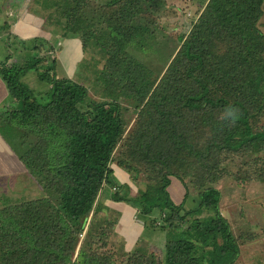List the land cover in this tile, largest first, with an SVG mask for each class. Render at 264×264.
I'll return each instance as SVG.
<instances>
[{
    "label": "trees",
    "instance_id": "16d2710c",
    "mask_svg": "<svg viewBox=\"0 0 264 264\" xmlns=\"http://www.w3.org/2000/svg\"><path fill=\"white\" fill-rule=\"evenodd\" d=\"M60 1L66 18L62 33L79 37L85 46L92 28L84 20L90 1ZM149 1L103 3L118 8L121 24L107 28L116 43L111 50L101 48L108 63L98 80L107 85L116 79L115 90L122 91L118 95L143 107L141 115L147 121L137 132L133 157L158 175V183L140 198L120 196L116 190L112 199L139 204L145 216L159 211L165 223L161 229L167 230L162 260L135 253L124 264H236L240 247L221 213L220 191L204 183L199 207L187 210L184 175L191 172L183 175L178 169L189 158L192 166L210 155L216 159L244 150L264 153V130L256 131L252 124L256 117L252 110L264 107V33L259 26L264 0H210L189 36L180 39L182 45L160 82L126 47L141 46L134 39L143 38L141 16ZM126 27L139 32L128 34ZM6 62L0 63V77L20 106L4 110L0 124L36 136V143L24 153L12 146L46 196L19 205L2 201L0 264H116L103 252L109 232L99 229L110 223L97 218V203L103 186L112 183L110 163L125 133L120 104L84 106L87 89L57 77L52 78L50 91L38 98L22 81L37 67ZM230 108L236 110L235 119ZM174 178L187 188L179 205L169 192ZM205 211L207 217L189 221ZM176 223L188 226L187 238L180 236ZM197 246L208 250V256L223 247L220 259L201 262Z\"/></svg>",
    "mask_w": 264,
    "mask_h": 264
},
{
    "label": "rangeland",
    "instance_id": "374dc122",
    "mask_svg": "<svg viewBox=\"0 0 264 264\" xmlns=\"http://www.w3.org/2000/svg\"><path fill=\"white\" fill-rule=\"evenodd\" d=\"M89 1L90 4L85 8L84 20L85 26L92 28L89 30L90 39L84 46L79 37L62 33L66 18L62 15L64 6L60 0H0L1 10L7 8L17 15L23 12L28 19L42 21H39L41 32L31 33L33 37L23 41L25 45L33 46L34 49H26L25 46L23 48L17 42L11 46V52L15 56L13 65L37 67V70L30 71V76L22 79L34 96L41 97L49 92L53 77L68 78L87 89L88 96L82 102L84 106L110 101H117L120 104L125 133L110 163V168L114 171L112 183L103 186L97 203V207L100 208L97 218L110 223V226L101 224L102 228L99 229L109 232L107 247L103 252H106L116 264H124L130 255L135 253L162 260L167 234V230L161 229L165 226L162 214L155 210L151 215L145 216L139 204L112 199L116 190L119 191L120 196L127 195L130 199L140 198L141 194L158 183V175L156 169L145 163L135 162L133 157L137 132L147 121L141 115L143 107H138L132 99L118 95L122 91L115 90V85L119 86L116 79L113 82L107 81V85L98 80L99 73L108 63L106 52L101 48L111 50L116 43L107 28L109 25L114 27L121 24L118 8L105 7L103 3L107 0ZM209 1L150 0L144 7L145 13L141 16L143 19L141 24L144 26L141 30L143 38L134 39L141 41V46L136 43L127 45V52L151 70L155 77H159L160 82L182 45L180 39L189 36ZM125 26L131 24L126 23ZM259 26L264 33V16ZM126 30L128 34L139 32L137 28L126 27ZM0 48L6 57L7 50L1 44ZM10 98L12 99L11 96ZM252 113L256 115L252 121L254 129L264 130V107L260 112L252 110ZM0 128L3 133L10 136L11 145H14L20 153L27 151L37 141L36 136L14 129L12 126H3L1 123ZM195 130L197 133L200 132L199 129ZM190 159L182 170L178 169L183 175L184 172H191L190 176L184 175L188 187L186 209L195 210L199 207V188L204 183L207 184L206 187L219 190L221 213L229 222L240 247L236 264H264V153L244 150L238 154H224L216 159L210 155L208 160L199 161L192 166L190 162L193 160ZM25 172V180L24 176L21 179L24 182L14 178L13 176L16 175L10 172L7 174H10L9 178L4 180L7 181V185L0 183V196H8L6 200L12 205L46 196L37 178L26 166ZM172 182L169 192L173 202L179 205L187 194V188L176 178L172 179ZM2 183L6 182L2 181ZM2 206L1 204L0 208ZM126 212L132 218L133 224H130L133 226L127 223L123 226ZM208 215L209 213L205 211L201 215L190 217L189 221L205 218ZM91 218L92 215L89 217L86 229ZM174 226L182 238H187V225L176 223ZM81 237H85V232ZM196 250L199 260L205 262L208 258L220 259L223 247H218L211 256H208V250L200 246H197Z\"/></svg>",
    "mask_w": 264,
    "mask_h": 264
},
{
    "label": "crops",
    "instance_id": "0c3cea01",
    "mask_svg": "<svg viewBox=\"0 0 264 264\" xmlns=\"http://www.w3.org/2000/svg\"><path fill=\"white\" fill-rule=\"evenodd\" d=\"M21 13L22 14L17 15L15 14L14 11L11 12L7 8H4L3 10L0 9V44L5 48V50H7V54L5 57V54L3 53L2 48H0V63L6 62L7 58H9L6 64L13 65L15 56L11 52L12 51L11 46L13 45V43L16 44L15 42L21 44L23 48L25 46L26 49H29V48L34 49L33 46L31 47L28 44L25 45L23 41H26V38L33 37V35H30L31 33L33 34L36 32L37 33L41 32V27L39 24V21L41 20H38L37 22L35 20L28 19L27 18L28 16L23 14V12ZM30 53H36V52L30 51ZM30 75L31 74L29 72L26 76L28 77ZM19 106H20V103L16 99L10 98V94L6 87V84L0 77V114H2L4 110H7V109L11 110ZM4 172H6V174ZM10 172H13L16 175V176H13L14 178L21 180L22 176H24L23 177L24 179L25 173H26L25 165L22 163V161H20L18 155L14 151L13 146L11 145L10 140L8 138V134L3 133V131L0 128V183L1 185H4V184L7 185V181H4V180L9 178L10 174L9 175L7 174ZM2 181L6 183H2ZM21 182H24V181L21 180ZM5 196H0V205L2 204V201L4 199L6 200L9 198L8 196L6 197ZM14 199L16 200V197ZM124 214L125 216L123 220V226L125 223H127V225L129 226H133L130 224L133 222V220L131 217H129L128 212Z\"/></svg>",
    "mask_w": 264,
    "mask_h": 264
},
{
    "label": "clouds",
    "instance_id": "9594fccd",
    "mask_svg": "<svg viewBox=\"0 0 264 264\" xmlns=\"http://www.w3.org/2000/svg\"><path fill=\"white\" fill-rule=\"evenodd\" d=\"M235 111H236V110H233V109H231V108L228 110L229 115H230V116H233V119H235Z\"/></svg>",
    "mask_w": 264,
    "mask_h": 264
}]
</instances>
